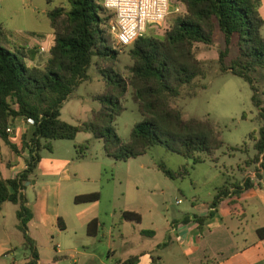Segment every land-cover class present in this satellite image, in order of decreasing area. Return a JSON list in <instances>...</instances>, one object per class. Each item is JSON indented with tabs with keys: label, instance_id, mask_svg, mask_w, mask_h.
Masks as SVG:
<instances>
[{
	"label": "trees",
	"instance_id": "16d2710c",
	"mask_svg": "<svg viewBox=\"0 0 264 264\" xmlns=\"http://www.w3.org/2000/svg\"><path fill=\"white\" fill-rule=\"evenodd\" d=\"M57 1L63 4L48 12L55 41L43 69L28 65L36 54L33 48L14 53L0 45V140L19 156L25 151L29 153L26 168L15 178L0 176V211L6 203L19 207L18 229L23 235L22 246L29 252L27 264H39L41 258L29 232L33 212L25 192L42 162V152H53L54 142L73 141L80 133H92L103 141L106 155L116 161L143 157L156 146L192 159L194 164L204 163L205 157L219 161L215 155L224 143L212 123L197 118L185 120L181 111L172 106L185 87L192 89L193 96L197 95V81L206 78L197 46H213L217 32L225 42L219 55L222 74L243 79L253 92L252 102L261 127L258 133L249 136L256 154L244 163L246 168L257 167L256 177L262 180L264 99L254 78L255 74L264 72L261 0H176L185 12L174 20L164 37L145 35L134 43L129 52L134 65L129 68L126 80L112 68L118 55L110 47V26L115 14L105 8L104 0H46L48 5ZM10 38L11 34L0 25V44L10 43ZM234 48L236 55L232 56ZM95 59L98 64L106 65L102 72L106 90L95 97L102 103V109L94 112L91 121L71 125L61 119V110L90 81L89 71ZM128 86L133 90V100L144 122L136 125L130 140L125 142L115 132L114 123L125 111L122 99ZM19 118L34 121L23 135L21 151L7 133L8 127H14ZM160 168L170 179L178 176L165 166ZM254 187L250 177L241 182L229 179L218 189L211 207L216 209L224 200L239 197ZM100 200L99 193H90L77 196L75 203L93 204ZM213 216L214 212L208 217L196 216L195 220L202 226ZM123 218L136 224L142 221L141 215L135 212H126ZM101 227L98 219L92 220L88 234L96 236ZM257 235L264 242V227L257 230ZM138 260L133 257L118 264H136Z\"/></svg>",
	"mask_w": 264,
	"mask_h": 264
},
{
	"label": "rangeland",
	"instance_id": "374dc122",
	"mask_svg": "<svg viewBox=\"0 0 264 264\" xmlns=\"http://www.w3.org/2000/svg\"><path fill=\"white\" fill-rule=\"evenodd\" d=\"M62 4L57 1L48 5L46 0H0V25L11 34V42L4 41L0 45L14 53L25 48H33L36 54L33 55V63L29 61L28 65L43 69L50 58L55 41L48 12ZM171 4L170 15L160 26H150L147 36L164 37L174 20L185 12L184 6L176 0H171ZM261 7L262 0L259 12ZM262 33L264 35V28ZM133 45L120 46L111 35L110 47L118 53L117 61L112 68L125 80L129 78V68L134 65L129 55ZM42 47L45 48V53H41ZM224 47V37L220 32H217L213 46H197L198 58L203 63L206 78H199L197 81L196 96H193L192 89L185 87L181 96L172 102V106L181 111L185 120L197 118L212 123L224 143V147L215 155L219 159L218 162L205 157L204 163L194 164L192 159L172 153L161 146L152 148L143 157L127 162L116 161L106 155L102 140L96 139L92 133H80L73 141L54 142L53 152L48 150L42 152V163L33 176L32 183L58 179L57 171L53 170L52 165L70 168L73 179L78 181V184L75 188L64 184L65 190L60 201L61 210L64 212L76 206L71 197L74 192L99 193L101 200L96 212L101 217L100 230L102 235L111 238L112 235L116 236L119 233V223L126 212L140 214L144 218L142 230L150 231L153 230L152 224L162 225L166 216L173 217L190 208L191 202L195 199L201 203L209 202L216 189L226 180L243 181L248 177L246 175L248 169L244 162L256 154L254 143L250 141L249 136L254 132L258 133L261 123L258 120V111L253 106L250 84L232 74H222L220 70L219 55ZM235 55L234 48L232 56ZM105 70L106 65L98 64L95 59L89 71L90 81L83 84L61 110L63 121L78 126L91 121L94 112L102 109V103L95 100V97L102 95L106 90L102 73ZM254 78L264 99V72L255 74ZM203 86L207 88L201 89ZM122 105L125 111L115 121L114 128L117 135L128 142L136 125L144 122V117L133 100V90L129 86L122 99ZM232 148L240 150L233 152ZM245 149L249 152L246 153ZM18 160L16 154L0 140V172L3 176L15 177L24 170V162L19 165ZM8 162L14 167L5 168ZM160 166H165L177 174L176 179L168 178ZM239 167H242L241 170ZM251 168L256 173L257 167ZM262 196L264 200V173ZM33 197L30 193L29 198ZM180 199L182 204L178 203ZM18 209V206L8 203L2 212L6 218L2 217L0 220V242L6 239L7 231L17 235L12 239L14 252L6 259L8 264H27L29 258V252L25 251L21 244L23 235L17 227ZM255 224L264 225V217L256 218L252 226L248 227L246 238L250 241L256 237ZM74 226L78 227V222L75 225L71 224V227ZM133 228L124 223L121 229L124 233H133ZM80 233H83V230H80ZM35 234L36 231L32 229V235ZM37 238L43 264H85L83 256L64 253L68 237L62 241L57 237L52 239L49 235ZM114 240L118 241L117 238ZM59 245L60 249L57 248ZM108 249L107 239H101V242L89 247L87 250L96 254L98 258L95 262L86 264L106 263Z\"/></svg>",
	"mask_w": 264,
	"mask_h": 264
},
{
	"label": "crops",
	"instance_id": "0c3cea01",
	"mask_svg": "<svg viewBox=\"0 0 264 264\" xmlns=\"http://www.w3.org/2000/svg\"><path fill=\"white\" fill-rule=\"evenodd\" d=\"M263 12L264 0H262L260 9L264 19ZM13 128L14 135L10 136V140L21 151L23 135L30 125L19 118L15 121ZM16 156L19 159V165L22 161L24 162L25 169L26 160L29 157L28 151L22 152L20 156L16 154ZM52 166L53 170L57 171L58 179L31 183L25 192L28 206L33 212L29 232L38 247V236L49 235L52 239L57 237L61 241L68 237V245L63 250L64 253L83 256L85 264L91 261L95 262L98 258L96 254L90 253L87 249L95 243L101 242V239H107L109 243L107 262L103 264H118L133 257L139 258L136 264H264V242L257 235V230L264 225L255 224L256 237L251 241L246 238L247 229L252 226L254 220L264 217V200L262 199L264 170L262 171V180L259 181L252 168L247 167L246 175L254 181L255 187L239 197L234 196L224 200L216 209H213L211 204L218 189L225 183L216 189L209 202L201 203L195 199L191 202L190 208L179 212L176 216H166L162 225L152 224L153 230L150 231L142 230L144 224L142 216L141 223L136 224L124 220L121 215L119 233L109 238L105 234L102 235L101 230L96 236L88 234V224L92 220L98 219L101 222V217L96 212L100 201L93 204L75 203L74 208L64 212L61 210L60 201L65 190L64 184L75 188L78 181L73 179L70 168ZM13 167L14 165L8 162L5 168ZM0 176L4 179L16 177H5L1 172ZM75 176L77 177V175ZM30 193L34 196L33 199L29 198ZM83 194L85 193L74 192L71 197L75 201L77 196ZM179 202H182V199ZM7 204L0 211V220L2 217L6 218L2 212ZM213 212L214 216L206 220L204 225L200 226L196 222V216L208 217ZM76 222H78V227H71V224L75 225ZM124 223L134 227L133 233L123 232L121 228L124 227ZM32 229L36 231L35 236L32 235ZM80 230H83V233H80ZM143 232L146 233L143 234ZM14 236L17 235L7 231L6 239L0 242V264H8L7 257L13 255L12 239ZM115 238L118 241L114 240ZM21 244L23 245V240ZM57 248L60 249V245ZM39 264H43L41 260Z\"/></svg>",
	"mask_w": 264,
	"mask_h": 264
},
{
	"label": "built area",
	"instance_id": "2783aa9c",
	"mask_svg": "<svg viewBox=\"0 0 264 264\" xmlns=\"http://www.w3.org/2000/svg\"><path fill=\"white\" fill-rule=\"evenodd\" d=\"M104 6L115 14L111 35L126 47L144 37L150 26H160L170 15L172 4L171 0H104ZM40 51L46 52L43 47ZM28 124L33 125L34 121L29 120ZM7 133L14 135V128L8 127Z\"/></svg>",
	"mask_w": 264,
	"mask_h": 264
},
{
	"label": "water",
	"instance_id": "95a60500",
	"mask_svg": "<svg viewBox=\"0 0 264 264\" xmlns=\"http://www.w3.org/2000/svg\"><path fill=\"white\" fill-rule=\"evenodd\" d=\"M31 185V183H27V186H30Z\"/></svg>",
	"mask_w": 264,
	"mask_h": 264
}]
</instances>
